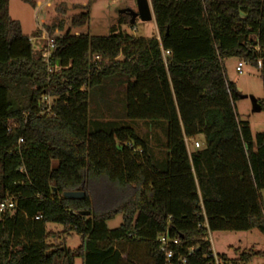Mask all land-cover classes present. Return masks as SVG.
Returning a JSON list of instances; mask_svg holds the SVG:
<instances>
[{"label":"trees","instance_id":"obj_1","mask_svg":"<svg viewBox=\"0 0 264 264\" xmlns=\"http://www.w3.org/2000/svg\"><path fill=\"white\" fill-rule=\"evenodd\" d=\"M7 1L0 202L14 206L0 212V264H166L164 233L179 240L168 264H215L210 232L264 234V131L252 135L238 119L240 93L224 68L236 58L259 70L264 110V0H150L154 37H131L129 17L118 14L107 35L49 37L47 60L9 19ZM87 20L85 12L72 23ZM125 119L161 128L162 160ZM191 141L199 146L189 151ZM75 190L84 197H63ZM47 223L79 234L80 246L67 249ZM254 256L264 253L216 254L219 264Z\"/></svg>","mask_w":264,"mask_h":264},{"label":"rangeland","instance_id":"obj_2","mask_svg":"<svg viewBox=\"0 0 264 264\" xmlns=\"http://www.w3.org/2000/svg\"><path fill=\"white\" fill-rule=\"evenodd\" d=\"M125 7L136 11L135 0H8L7 14L10 20L18 23L21 34L30 39L33 50L37 52L46 42L44 37H54V35L66 32L71 35H107L109 27L117 21L118 11ZM85 12H88L87 21L72 23L73 19ZM123 29L134 38H150L157 34L153 20L141 21L138 17L133 24L129 22ZM47 30H50L53 35ZM238 61L236 58L224 60L227 79L234 83L238 93L248 97L253 96L259 103H263V86L259 70L243 61L242 73L239 74L235 70ZM112 83L111 81L106 82L105 88H110ZM248 97L238 98L235 100L234 106L238 119L248 122L250 131L254 135L264 131V110L253 112ZM122 100L119 98L115 100L114 104H119L122 107L124 104ZM121 125L133 128L141 137L145 138L156 159L164 158L161 143L165 141V137L160 127L150 121L145 123L141 120L130 119H125ZM198 140L200 141L201 137ZM187 145L189 151L194 147L192 141ZM261 196L264 204V189L261 191ZM121 221L122 216L118 213L107 220L106 224L109 229H112L119 226ZM45 228L47 232L59 234L57 241L64 240L65 247L69 250L75 251L81 244V236L77 233L63 234L62 225L47 223ZM209 240L212 253L225 255L229 260L237 257V250L252 248L254 251L259 250L264 253V234L257 229L210 232ZM79 262L78 259L75 260V264H79ZM250 264H264V257L254 256Z\"/></svg>","mask_w":264,"mask_h":264},{"label":"built area","instance_id":"obj_3","mask_svg":"<svg viewBox=\"0 0 264 264\" xmlns=\"http://www.w3.org/2000/svg\"><path fill=\"white\" fill-rule=\"evenodd\" d=\"M45 38V44L41 47L40 51H41V56L44 60H47L48 57L50 56L52 50L54 49V40L49 38V37H44ZM169 54V51H164L163 55H167ZM242 66H243V61H238L236 66H235V70L240 74L242 73ZM43 101H46L47 105L50 106V103L52 101V99L48 96H43L42 97ZM19 142L21 141V139L18 140ZM194 147H198L199 143L198 142H194L193 143ZM14 206V201L12 198H7L5 200H2L0 202V212L6 210V209H10L13 208ZM209 237V234H208ZM158 241L160 243V247L162 250L166 251V264L169 263V259L172 256V251L169 249H167L168 245L172 244V245H177L179 243V240L177 238H171L170 236H168L167 233L164 234H159L158 235ZM212 255L214 256L215 259V264H219L216 255L212 253Z\"/></svg>","mask_w":264,"mask_h":264},{"label":"water","instance_id":"obj_4","mask_svg":"<svg viewBox=\"0 0 264 264\" xmlns=\"http://www.w3.org/2000/svg\"><path fill=\"white\" fill-rule=\"evenodd\" d=\"M136 2V11L130 8H122L118 11V14H126L129 17L130 24H133L135 19L138 17L141 21H150L154 20L151 4L149 0H135ZM246 95H241L239 98H247ZM251 101V110L253 112H258L261 110L260 103L253 97H248ZM65 198H83L84 192L80 190L75 191H66L63 193ZM89 212H81V215H88Z\"/></svg>","mask_w":264,"mask_h":264},{"label":"crops","instance_id":"obj_5","mask_svg":"<svg viewBox=\"0 0 264 264\" xmlns=\"http://www.w3.org/2000/svg\"><path fill=\"white\" fill-rule=\"evenodd\" d=\"M154 21V20H153Z\"/></svg>","mask_w":264,"mask_h":264}]
</instances>
